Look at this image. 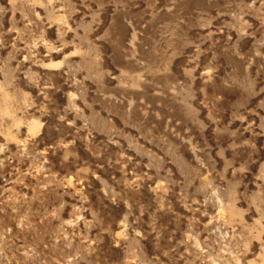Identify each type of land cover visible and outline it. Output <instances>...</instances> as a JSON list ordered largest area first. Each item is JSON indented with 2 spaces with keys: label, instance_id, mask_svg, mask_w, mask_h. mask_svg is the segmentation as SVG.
I'll return each instance as SVG.
<instances>
[{
  "label": "rangeland",
  "instance_id": "rangeland-1",
  "mask_svg": "<svg viewBox=\"0 0 264 264\" xmlns=\"http://www.w3.org/2000/svg\"><path fill=\"white\" fill-rule=\"evenodd\" d=\"M0 264H264V0H0Z\"/></svg>",
  "mask_w": 264,
  "mask_h": 264
}]
</instances>
